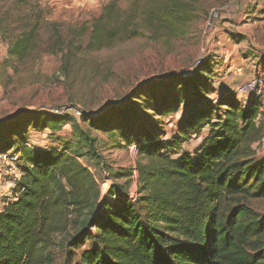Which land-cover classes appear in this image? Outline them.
Segmentation results:
<instances>
[{"label": "trees", "instance_id": "16d2710c", "mask_svg": "<svg viewBox=\"0 0 264 264\" xmlns=\"http://www.w3.org/2000/svg\"><path fill=\"white\" fill-rule=\"evenodd\" d=\"M120 2L109 0L98 17L81 27L77 39L53 29L49 52L61 54L66 67L73 51L82 49L87 31L84 50L91 52L137 36V24L125 16ZM171 7L162 5L154 13L159 29L177 23ZM17 21L22 30L10 40L7 63L31 57L43 23L32 13ZM4 23L5 18L0 19L6 33ZM212 72L208 60L200 61L185 76L141 85L122 104L81 113L80 122L61 111L47 115L27 110L1 122L0 152L20 153L23 176L13 189L20 194L7 200L0 212V264H47L54 236L69 231L65 264H264V215L250 207L264 200V159L257 158L253 147L263 137L264 110L253 98L243 106L225 87L216 98L206 99L205 93L216 92ZM158 89L164 92L155 95V116L175 113L180 106L186 109L179 135L169 143L159 140L154 125L136 126V96ZM66 125L74 144L95 158L101 159L96 153L100 143L90 134L92 129L110 137L118 132L137 142L134 200L113 186L111 201L101 199L89 170L66 149L27 147L30 128L46 130L52 137ZM206 127L193 153L172 156ZM109 175L129 179L131 172Z\"/></svg>", "mask_w": 264, "mask_h": 264}, {"label": "rangeland", "instance_id": "374dc122", "mask_svg": "<svg viewBox=\"0 0 264 264\" xmlns=\"http://www.w3.org/2000/svg\"><path fill=\"white\" fill-rule=\"evenodd\" d=\"M108 1L0 0V19L5 18L3 26H7L6 33L0 29V123L26 110L47 115L61 111L80 122L81 118L69 112V108L90 115L98 113L109 106L122 104L141 85L164 81L170 75L178 76L199 61L208 60L213 70L216 92L205 93L206 99L216 98L217 91L225 86L234 92L235 78L239 76L225 72L236 66L247 67L245 76L250 75L249 79H258L264 84V0H238L235 3L231 0H121L120 7L126 12L125 16L133 18L137 24V36L91 52L84 50L87 31L82 49L73 51L75 56L65 67L61 54L51 53L48 49L54 40L53 29H59L68 39L76 38L81 27H87L98 17ZM165 4L172 5L177 23L168 29H159L154 13ZM27 13L40 15L43 21L37 48L26 61L12 59L7 63L10 40L22 30L17 19ZM209 20L212 26L206 28ZM9 32H13L12 38H9ZM163 92L158 89L136 96L135 102L139 104L136 126L154 125L159 140L169 143L171 137L179 135L186 109L180 106L175 113L155 116L152 111L155 95L160 96ZM260 110H264V100ZM207 131V127L203 128L198 137L192 136L172 156L181 151L193 153ZM70 132L69 125L64 127L63 133L52 137L46 130L30 128L25 143L27 147L41 150L66 149L89 170L99 185L101 199L111 201L108 192L112 186L115 191L128 196L137 192V142L133 138H124L118 132L110 137L104 131L90 130L91 135L98 137L100 144L96 153L100 159L79 149L69 136ZM253 147L257 158L264 159V129L262 139ZM126 172H131L129 179L113 180L109 175L119 176ZM16 174L17 170L11 166L7 176L4 173L0 176V199L3 201ZM250 207L264 215V200L253 201ZM71 233L54 236L47 264H65L69 255L65 242ZM87 245L85 243L84 247ZM84 247L74 253L78 255Z\"/></svg>", "mask_w": 264, "mask_h": 264}, {"label": "built area", "instance_id": "2783aa9c", "mask_svg": "<svg viewBox=\"0 0 264 264\" xmlns=\"http://www.w3.org/2000/svg\"><path fill=\"white\" fill-rule=\"evenodd\" d=\"M231 1L233 3L238 2V0H231ZM211 26H212V23L209 20L206 24V28H210ZM198 63H200V61ZM193 68L182 73V76L187 75L188 72L191 71ZM243 71H244V67L238 66L232 71H229L227 75L228 74L230 76H234L237 74L240 75L243 73ZM234 93L236 94L237 98L239 99L240 103L243 106H246L248 100L251 98L257 100L261 105L264 100V84L258 79H249L246 81H242L238 83L237 85H235ZM68 110L69 112H71L73 115L77 117H80L81 115V112L76 109L69 108ZM19 157H20V153L16 151H9V152H6L0 155V176L3 173L7 176L8 169L11 168V166H14L15 169L17 170L16 176L10 181V191L8 192V195H6L5 201L0 199V212L4 209V206L7 200L14 199L20 194V192H17V193L13 192V189L16 187V185L19 183V181L21 180L23 176V172L21 171L19 167ZM134 176H135V172L133 173V178H135ZM135 196H136V193L135 194L130 193L128 197L129 199L134 200Z\"/></svg>", "mask_w": 264, "mask_h": 264}, {"label": "crops", "instance_id": "0c3cea01", "mask_svg": "<svg viewBox=\"0 0 264 264\" xmlns=\"http://www.w3.org/2000/svg\"><path fill=\"white\" fill-rule=\"evenodd\" d=\"M237 67V66H236ZM229 70H231V68H229ZM229 70H227L226 72H225V74L226 73H228L229 72ZM246 70H247V67H244V71H243V73L242 74H237V75H234V76H239V78H235V82H236V84L235 85H237L238 84V82L240 83V81L242 82V81H246V80H248L249 78H250V75H247V76H245L247 73H246ZM232 71V70H231ZM242 76V77H241ZM243 76H245V77H243ZM225 88H227L226 86H225ZM200 142V141H199ZM8 195V194H7ZM6 196V195H5Z\"/></svg>", "mask_w": 264, "mask_h": 264}]
</instances>
